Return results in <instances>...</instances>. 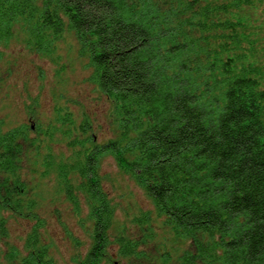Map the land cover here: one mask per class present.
Returning a JSON list of instances; mask_svg holds the SVG:
<instances>
[{"label": "trees", "instance_id": "trees-1", "mask_svg": "<svg viewBox=\"0 0 264 264\" xmlns=\"http://www.w3.org/2000/svg\"><path fill=\"white\" fill-rule=\"evenodd\" d=\"M263 32L264 0H0V94L12 45L58 62L74 39L115 126L98 142L62 91L37 138L0 116V264H55L36 175L54 178L76 213L87 208L91 245L73 264H264ZM108 158L154 207L116 235ZM19 219L34 224L21 248L9 243ZM158 229L175 246L148 253Z\"/></svg>", "mask_w": 264, "mask_h": 264}, {"label": "rangeland", "instance_id": "rangeland-1", "mask_svg": "<svg viewBox=\"0 0 264 264\" xmlns=\"http://www.w3.org/2000/svg\"><path fill=\"white\" fill-rule=\"evenodd\" d=\"M7 55L6 61L1 64L6 79L4 77L0 94V116L4 117L8 127L32 125L31 136L37 138L36 123L46 124L49 121L58 104V101H54V93L62 91L65 99L60 100L61 103L66 99L76 101L91 117L98 142L113 136L115 126L110 117L113 105L107 98L97 94L94 86L87 81L90 71L85 68L86 61L80 58L74 39H68L63 44L58 62L42 59L20 44L12 45ZM8 69H11V75H7ZM41 74H44V80H41ZM76 107L78 106L74 104L71 106L75 110ZM63 151V142L56 145V154ZM102 173L107 178L106 190L114 203L119 205L117 224L113 227L112 234H118L124 224L131 225L129 219L138 212H154V207L145 193L120 172L113 159L105 160ZM38 177L36 175L35 198L38 201V215L45 222L40 233L49 246L50 257L55 264H73V255L79 252L84 256L91 244V224L87 221V208L83 205V211L76 213L65 195L58 192L54 178L41 180ZM33 226V223L25 219L11 221L9 243L23 247ZM156 233L157 240L153 244L147 242L145 250L148 253L151 250L155 253L163 252L175 246L167 231L158 229ZM71 237L80 241L78 250ZM4 243L0 242V248H6ZM179 247L181 251L182 243L177 244V248Z\"/></svg>", "mask_w": 264, "mask_h": 264}]
</instances>
